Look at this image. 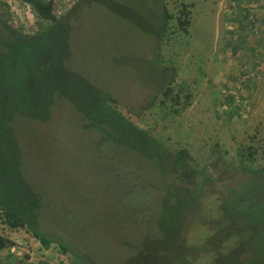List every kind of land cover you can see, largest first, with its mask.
I'll return each instance as SVG.
<instances>
[{
	"label": "rangeland",
	"instance_id": "rangeland-1",
	"mask_svg": "<svg viewBox=\"0 0 264 264\" xmlns=\"http://www.w3.org/2000/svg\"><path fill=\"white\" fill-rule=\"evenodd\" d=\"M77 1L81 2V8L71 16L72 27L67 30V43L60 55H70L65 60L66 68L110 94L126 117L160 137L167 148L189 150L198 167L213 175L214 188L208 189L206 196L204 192L202 198V217L206 222L214 220L222 185L220 176L212 170L213 165L226 168L231 158L237 163L242 158L255 166L264 165V73L245 82L239 76L245 67L252 72L256 61L264 67V42L257 44L263 49L252 50L255 47L249 46L243 53L235 42L236 37L229 38L234 29H230L231 25L228 29L232 20L227 15L229 7H235L229 6L234 0H166L173 21L169 30L163 25V42L155 40L150 32H141L137 25L160 27L163 0L156 7L153 0H117L119 5L111 0H100V5H86L82 0H54L55 15H68L69 6ZM112 8L121 14L118 10H108ZM122 10L130 17L138 15V10L142 19L137 23L126 20ZM183 10L190 13L186 30L177 22ZM0 12L29 34L50 24L21 0H0ZM170 81H173L172 92L165 96L159 88ZM247 96L254 102L252 110L248 107L237 111L236 97L244 101L249 100ZM154 97L156 104L150 108L148 104ZM3 103L5 98L0 99V105ZM11 123L21 147L22 171L42 199L37 204V214L41 215L45 230L62 236L60 227L53 222L60 216L72 226L70 230L75 236V228H82L85 220L86 228H93L94 222H101L112 208L118 218L116 230L110 228L108 233L109 252H116L109 263L122 264L135 254L138 246L128 241L137 233L136 218L127 217L134 215L128 210L133 201L126 203L118 198L125 186L119 185L115 174L117 162L144 173V159L135 152L124 153L111 145L97 146L99 136L85 131L82 117L70 102L61 99L50 108L45 122L18 116ZM147 166L152 175V167ZM236 176L234 186L247 178ZM120 229L124 232L128 229L129 233L119 234ZM98 232L95 229L92 233ZM210 233L209 225L195 223L189 229L187 245L196 249ZM0 236L16 243L14 252L10 248L0 253V264H42L43 259L47 264H72L58 240L48 250L43 249L29 232L10 228L1 219ZM198 253L202 259H192L191 264L211 262L206 261L213 257Z\"/></svg>",
	"mask_w": 264,
	"mask_h": 264
},
{
	"label": "trees",
	"instance_id": "trees-1",
	"mask_svg": "<svg viewBox=\"0 0 264 264\" xmlns=\"http://www.w3.org/2000/svg\"><path fill=\"white\" fill-rule=\"evenodd\" d=\"M21 1L50 24L29 34L15 27L0 12V99L5 98V103L0 105V219L10 228L29 232L43 249L48 250L58 240L63 253L70 255L72 264H110L111 257L115 255V251L109 252L107 240L110 228L116 230L114 225L118 218L112 208L101 222H94L93 228H86L85 220L82 228H75V236L70 230L72 226L57 216L53 222L60 227L62 236L49 229L50 234L40 221L41 215L37 214V204L42 201L40 194L22 171L21 147L12 132L11 122L18 116L28 121L45 122L50 116V108L61 99L70 102L82 117L85 131L99 136L97 146L111 145L124 153L135 152L144 159V173L122 167L120 162L116 165L115 177L120 180V186H125L118 198L126 203L133 201L128 210L134 215L128 214L127 217L135 216L137 229L135 238L128 242L136 244L138 250L122 264H191L192 259H202L198 252L213 257H207L206 262L211 261L209 264H264V165L255 166L242 158L239 163L231 158L226 168L213 165L212 170L220 176L222 189L214 208L216 218L206 222L202 217V198L204 192L206 196V191L214 188L213 175L206 173V168L198 167L187 148H167L160 137L126 117L110 94L103 93L85 77L66 68L65 60L70 55H60L67 43V30L72 27L71 16L74 17L81 8V2L70 5L68 15L57 17L54 0ZM111 1L115 5L120 4L116 3L117 0ZM153 1L155 7L158 6L160 0ZM82 2L100 5V0ZM162 5L163 24L160 27L137 24L142 28L141 32L152 33V37L160 42L164 41V23L169 30L173 21L166 0ZM137 12L138 15L130 17L122 10V15L126 20L137 23L142 19L141 12ZM117 13L121 14L119 10ZM249 21L255 28L257 18ZM177 22L183 30L188 29L189 11L183 10ZM256 62L252 79L260 77L256 70L262 66ZM249 72L245 67V75L240 80L249 81L251 77H245ZM172 83L160 86L165 96L172 92ZM246 98L250 101H244H249V106H252L253 100ZM155 104L154 97L148 106L152 108ZM148 164L152 167V175ZM236 174L247 178L237 181L234 186V181L238 180ZM195 223L209 225L211 233L193 249L187 245V235ZM126 224L127 228L128 221ZM95 229L99 232L93 234ZM118 233L127 234L129 230L124 232L120 229ZM15 246L13 240L0 236V253ZM42 264H47V261L43 259Z\"/></svg>",
	"mask_w": 264,
	"mask_h": 264
},
{
	"label": "crops",
	"instance_id": "crops-1",
	"mask_svg": "<svg viewBox=\"0 0 264 264\" xmlns=\"http://www.w3.org/2000/svg\"><path fill=\"white\" fill-rule=\"evenodd\" d=\"M231 4L235 7H229L228 9L227 17L232 20V24L228 23V29L231 25L230 29H234V31H231L229 38L236 37L234 38L237 40L235 42H237L239 50L243 53H246L245 48H249V46H251V49L252 46L255 47L252 50L263 49L259 48L257 44L261 45L264 42V2L260 0H235ZM254 17L257 18L255 28L249 21ZM255 37L260 40L257 41Z\"/></svg>",
	"mask_w": 264,
	"mask_h": 264
},
{
	"label": "clouds",
	"instance_id": "clouds-1",
	"mask_svg": "<svg viewBox=\"0 0 264 264\" xmlns=\"http://www.w3.org/2000/svg\"><path fill=\"white\" fill-rule=\"evenodd\" d=\"M261 2H264V0H260ZM260 67V66H259ZM262 68H264V67H262ZM262 68L261 69H258V70H256V72L259 74V75H261V72H262ZM263 71H264V69H263ZM245 74V68H244V70H242L241 71V73H240V77H242L243 75ZM248 76H250L251 78H252V72H249L248 74H247ZM246 75V76H247ZM241 82H245V80H240ZM235 100V99H234ZM240 100V99H239ZM236 101V100H235ZM242 101V100H241ZM235 103V107L237 108V111H239V108H247L248 109V107H249V109L250 110H252V106H249V101H247V104L246 105H244L243 104V102L242 103H237V102H234Z\"/></svg>",
	"mask_w": 264,
	"mask_h": 264
},
{
	"label": "built area",
	"instance_id": "built-area-1",
	"mask_svg": "<svg viewBox=\"0 0 264 264\" xmlns=\"http://www.w3.org/2000/svg\"><path fill=\"white\" fill-rule=\"evenodd\" d=\"M258 69H261L260 67H258ZM257 69V70H258ZM245 77H248V75L247 76H245ZM236 102L237 103H242L243 102V104L244 105H246L247 104V101H241V100H239V98L238 97H236ZM16 250V248L15 247H12V251L14 252ZM31 264H33V263H31Z\"/></svg>",
	"mask_w": 264,
	"mask_h": 264
}]
</instances>
